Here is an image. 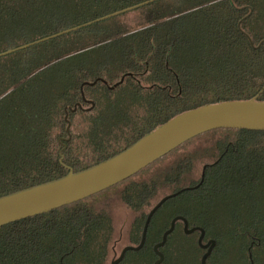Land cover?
Returning <instances> with one entry per match:
<instances>
[{
    "label": "trees",
    "instance_id": "trees-1",
    "mask_svg": "<svg viewBox=\"0 0 264 264\" xmlns=\"http://www.w3.org/2000/svg\"><path fill=\"white\" fill-rule=\"evenodd\" d=\"M140 3L135 28L118 13L0 58V197L98 164L190 109L264 101V0H0V53ZM79 103L68 119L84 115L87 128L71 124L62 140L66 109ZM197 185L167 200L143 248L127 255L150 253L154 264V247L181 216L218 248L235 243L249 263L250 247L254 264H263L264 131L223 128L101 193L0 227V264H107L117 222L99 199L115 196L129 211L137 246L151 209ZM177 236L198 244V233L178 222L159 249L162 264H180Z\"/></svg>",
    "mask_w": 264,
    "mask_h": 264
},
{
    "label": "water",
    "instance_id": "water-1",
    "mask_svg": "<svg viewBox=\"0 0 264 264\" xmlns=\"http://www.w3.org/2000/svg\"><path fill=\"white\" fill-rule=\"evenodd\" d=\"M112 1L121 2L128 0ZM115 14L118 13L110 14L92 22H88L28 44L6 50L0 53V58L60 35L76 31L79 28L92 24L93 22H99L110 18ZM99 80L101 79H97L93 83L84 82L81 88L86 85H94ZM122 82L123 78L118 83H115L113 87L118 86V84ZM105 83L109 85L107 82ZM77 107L82 108V105L79 103L74 108L68 107V109H66L65 120L67 122V141L71 138V122L68 119L69 111L75 112ZM222 128L264 131V101L257 100L256 98L249 100H231L205 104L197 108L190 109L174 116L170 120L156 127L151 132L142 136L126 149L98 164L77 172L70 170L66 175L60 178L1 196L0 227L19 220L48 213L65 205H70L101 193L133 177L188 141L207 132ZM64 149H66V145L62 151ZM205 168L206 166L201 174V181L199 185L203 182ZM199 185L196 187L183 188L176 193L163 197L151 209L147 216L140 244L137 246L125 247L121 251L120 255L111 262V264H120L125 258L127 252L139 251L143 248L146 242L151 219L167 200L174 198L187 190L196 189ZM178 221L185 223L187 234L195 231L201 232L200 246L203 247L201 242L204 238V230L201 228H193L189 230L187 220L181 216L176 217L172 220L169 229L164 233L162 241L154 247L155 253L158 257L154 264L163 263L165 257L159 249L167 243L168 237L174 232ZM214 245L215 242L213 241L212 246L202 257L201 264H207V259L210 256ZM250 259L253 261L251 252Z\"/></svg>",
    "mask_w": 264,
    "mask_h": 264
},
{
    "label": "rangeland",
    "instance_id": "rangeland-1",
    "mask_svg": "<svg viewBox=\"0 0 264 264\" xmlns=\"http://www.w3.org/2000/svg\"><path fill=\"white\" fill-rule=\"evenodd\" d=\"M119 22L125 24L130 28L137 27L141 22H143V17L141 16V12L138 9L128 10L123 13L119 17ZM5 87V83L0 84V90ZM71 124L74 127V130L83 131L87 128V122L85 121V116L81 114H76ZM211 140L210 137L204 138L200 142H195L191 145L186 151L185 154L190 153L193 149L197 148L199 145H207ZM167 163L163 162L161 166H166ZM111 194V193H110ZM115 196L109 195L104 198L99 199L100 204L103 208H106L108 212L112 214V217H115L117 222V231L115 234L114 243L111 247V252L107 261V264H111V261L118 257L122 251V249L128 245H130L129 240V223L131 221V214L129 211L122 205L117 203L115 200ZM195 236H191L190 238H183L181 236L174 237L173 242L175 245L174 248L176 252L179 251V260L180 264H199L200 259V248L196 242L197 238ZM230 247L223 242V245L220 249L223 250L224 253H228L232 258H235L239 261V264H244L245 261V251L238 248V246L230 243ZM175 252V251H174ZM262 260L264 261V250L260 253ZM152 263V255L150 253L140 254L138 252H131L126 255V259L122 264H151ZM264 264V262H263Z\"/></svg>",
    "mask_w": 264,
    "mask_h": 264
},
{
    "label": "flooded vegetation",
    "instance_id": "flooded-vegetation-1",
    "mask_svg": "<svg viewBox=\"0 0 264 264\" xmlns=\"http://www.w3.org/2000/svg\"><path fill=\"white\" fill-rule=\"evenodd\" d=\"M142 5V3H140V4H137V5H133V6H131V7H128V8H126V9H124V10H122V11H119V12H117V13H124V12H126V11H128V10H134L135 8H137V7H139V6H141ZM138 80V79H137ZM84 101H86V99L84 100ZM87 102H90V101H87ZM81 104V103H80ZM62 140H66L65 138H62ZM65 141H62V143L63 144H65L64 143ZM178 222H180V223H182L183 224V228H184V231H185V233H186V229H185V223L184 222H182V221H178ZM178 222L176 223V225L178 224ZM176 227V226H175ZM195 228H200V227H195ZM188 229L189 230H191V229H193L192 227H190L189 226V224H188ZM202 229V228H201ZM194 233H198V244H199V247L201 248V250H202V255H201V259H202V257L204 256V254L208 251V249L212 246V242L214 241V240H211V239H209V240H206L205 239V234H204V238H203V240H202V242H201V245H203V247L202 246H200V237H201V232L200 231H195V232H193V233H189L188 235H191V234H194ZM187 234V233H186ZM215 242V241H214ZM251 245L253 246V244L251 243ZM128 246H131V245H128ZM251 246V247H252ZM127 247V246H126ZM125 248V247H124ZM123 248V249H124ZM122 249V250H123ZM214 252H216L215 253V256H214V258H213V260H212V255H213V253ZM250 252H251V248L249 247V249H248V251H247V254H248V261H249V263L246 261V258L244 259V261H245V263L244 264H254V257H253V254H252V257H253V261L250 259ZM128 253V252H127ZM252 253V252H251ZM127 255V254H126ZM117 258V257H116ZM125 258H126V256H125ZM124 258V259H125ZM115 259V258H114ZM113 259V260H114ZM124 259H123V261L120 263V264H122L123 262H124ZM112 260V261H113ZM210 260H211V262H210ZM111 261V262H112ZM200 264H201V261H200ZM207 264H239V261L237 260V259H235V258H232L230 255H228V256H225V253L223 252V250L222 249H220V248H218L217 247V244H216V242H215V245H214V247H213V249H212V252H211V254H210V256L208 257V259H207ZM242 264V263H241Z\"/></svg>",
    "mask_w": 264,
    "mask_h": 264
}]
</instances>
